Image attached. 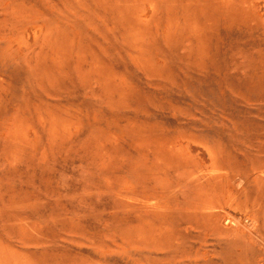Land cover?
I'll return each instance as SVG.
<instances>
[{
  "label": "rangeland",
  "instance_id": "1",
  "mask_svg": "<svg viewBox=\"0 0 264 264\" xmlns=\"http://www.w3.org/2000/svg\"><path fill=\"white\" fill-rule=\"evenodd\" d=\"M0 264H264V0H0Z\"/></svg>",
  "mask_w": 264,
  "mask_h": 264
}]
</instances>
